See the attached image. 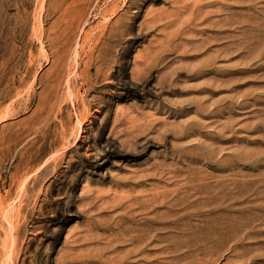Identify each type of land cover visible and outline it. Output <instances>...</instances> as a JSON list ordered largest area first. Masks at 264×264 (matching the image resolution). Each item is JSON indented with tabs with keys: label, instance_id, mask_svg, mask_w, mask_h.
Returning <instances> with one entry per match:
<instances>
[{
	"label": "rangeland",
	"instance_id": "obj_1",
	"mask_svg": "<svg viewBox=\"0 0 264 264\" xmlns=\"http://www.w3.org/2000/svg\"><path fill=\"white\" fill-rule=\"evenodd\" d=\"M0 264H264V0H0Z\"/></svg>",
	"mask_w": 264,
	"mask_h": 264
},
{
	"label": "bare ground",
	"instance_id": "obj_2",
	"mask_svg": "<svg viewBox=\"0 0 264 264\" xmlns=\"http://www.w3.org/2000/svg\"><path fill=\"white\" fill-rule=\"evenodd\" d=\"M7 212V211H6ZM11 226V225H10ZM15 241V240H14ZM8 243V242H7Z\"/></svg>",
	"mask_w": 264,
	"mask_h": 264
}]
</instances>
